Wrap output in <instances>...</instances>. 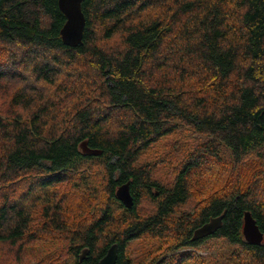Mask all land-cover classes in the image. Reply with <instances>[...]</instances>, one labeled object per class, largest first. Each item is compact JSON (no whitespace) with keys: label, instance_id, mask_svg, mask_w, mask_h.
<instances>
[{"label":"trees","instance_id":"1","mask_svg":"<svg viewBox=\"0 0 264 264\" xmlns=\"http://www.w3.org/2000/svg\"><path fill=\"white\" fill-rule=\"evenodd\" d=\"M82 7L0 0V264H264V0Z\"/></svg>","mask_w":264,"mask_h":264},{"label":"water","instance_id":"2","mask_svg":"<svg viewBox=\"0 0 264 264\" xmlns=\"http://www.w3.org/2000/svg\"><path fill=\"white\" fill-rule=\"evenodd\" d=\"M84 0H59V7L66 17V22L61 29V36L64 44L76 47L83 42L86 27V17L83 11ZM82 148L85 153L98 155L100 149L91 148L83 141ZM116 196L125 206L131 207L134 204V197L130 190V183L120 185L116 191ZM225 212L217 217L210 218L209 221L195 229L193 238L200 239L214 234L222 226ZM243 234L247 242L261 244L264 240V233L258 226L250 211L245 212ZM88 249H84L81 260L86 257ZM118 259V244H112L104 257L98 264H116Z\"/></svg>","mask_w":264,"mask_h":264},{"label":"rangeland","instance_id":"3","mask_svg":"<svg viewBox=\"0 0 264 264\" xmlns=\"http://www.w3.org/2000/svg\"><path fill=\"white\" fill-rule=\"evenodd\" d=\"M183 134H184V132H181V134H179L178 136L180 137V136H182ZM169 140H170V139H169ZM142 205H143L144 211H146V212H147L148 210H150L151 207H152V203H151L148 199H144ZM184 209H187V210L192 209V203H189L188 205H186V206L184 207ZM134 251H136V250H133V253H134ZM200 251H201V254H202V255H206V253H207L205 250H200ZM131 252H132V249H131Z\"/></svg>","mask_w":264,"mask_h":264}]
</instances>
